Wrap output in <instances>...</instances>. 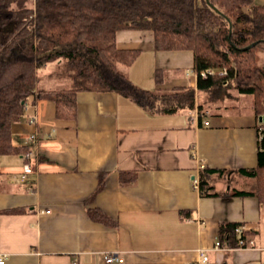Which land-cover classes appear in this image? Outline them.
I'll list each match as a JSON object with an SVG mask.
<instances>
[{
    "label": "crops",
    "instance_id": "crops-1",
    "mask_svg": "<svg viewBox=\"0 0 264 264\" xmlns=\"http://www.w3.org/2000/svg\"><path fill=\"white\" fill-rule=\"evenodd\" d=\"M116 45L140 50L125 73L141 88H196L192 51H157L148 30L119 31ZM156 71L164 83H156ZM241 101L233 111H209L203 126L196 112L151 114L113 92H78L73 119L58 118L51 99L29 103L13 143L36 158L21 152L0 159V211L27 210L0 213V257L5 264H264V203L235 195L255 191V180L239 171L258 165L261 121L252 107L238 110ZM27 165L34 173L23 182ZM203 166L223 172L213 177L222 195H201L195 180ZM121 172L137 177L123 183ZM93 211L113 225L93 219ZM224 223L243 226L248 244L217 247ZM101 253L121 261L108 263Z\"/></svg>",
    "mask_w": 264,
    "mask_h": 264
},
{
    "label": "trees",
    "instance_id": "trees-1",
    "mask_svg": "<svg viewBox=\"0 0 264 264\" xmlns=\"http://www.w3.org/2000/svg\"><path fill=\"white\" fill-rule=\"evenodd\" d=\"M27 2L0 0V159L28 151L14 145L13 126L29 103L51 99L58 118L73 119L81 91L117 93L151 114L196 112L200 126L228 97L241 101L250 95L254 115L264 117V68L258 56L264 50V5L254 0H34V9ZM128 29L151 31L157 51H192L196 88L164 91L136 85L120 67H131L140 50L116 45L117 33ZM58 62L73 69L72 89L37 91L39 70ZM209 71L213 75L202 76ZM155 81L164 83L161 71H156ZM200 93L209 94V100L200 102ZM239 172L255 180L256 187L235 195H257L264 203V151H258L257 167ZM222 173L209 166L201 169L202 196L222 195L213 185V177ZM120 177L124 183L137 174L121 172ZM91 216L113 225L103 212L93 211ZM239 226H220L222 245L237 247L246 238V232L237 234Z\"/></svg>",
    "mask_w": 264,
    "mask_h": 264
},
{
    "label": "rangeland",
    "instance_id": "rangeland-1",
    "mask_svg": "<svg viewBox=\"0 0 264 264\" xmlns=\"http://www.w3.org/2000/svg\"><path fill=\"white\" fill-rule=\"evenodd\" d=\"M34 4H35L34 0H28L27 7L34 9ZM258 56H259V65L262 68H264V50L258 51ZM142 62L144 64V66L149 65V62L146 59V57H144ZM120 70L122 72H125V68H123L122 66L120 67ZM224 71H226V70H222L221 72H224ZM73 75H74L73 69L70 66H68V64L66 62L65 63L63 62V63L50 64L47 68H44V69L39 71V87L42 89L49 88V87H52V88L72 87ZM231 94H233V93H231ZM198 95H199V101L200 102L202 100H205V101L209 100L208 99L209 94L200 93ZM235 96H237V95L235 94ZM243 98L244 99L240 102V104L238 103L237 109L242 111V112H248L251 109L252 97L250 95H246V96H243ZM235 100H233V98H231V97H228L225 100V103H219L217 105V107H220V108L214 109V111L218 110L222 113L233 111L234 109L232 107L234 106V104H237V103H235ZM263 118L264 117H262L260 119L261 120L260 124L264 122Z\"/></svg>",
    "mask_w": 264,
    "mask_h": 264
},
{
    "label": "built area",
    "instance_id": "built-area-1",
    "mask_svg": "<svg viewBox=\"0 0 264 264\" xmlns=\"http://www.w3.org/2000/svg\"><path fill=\"white\" fill-rule=\"evenodd\" d=\"M226 71L224 72H221V74H225ZM208 74H211L213 75V72L209 71L208 73H202V76L203 77H207ZM28 108V105L26 106V109ZM25 109V110H26ZM37 122V117L36 116H32L31 119H30V123H36ZM206 124V123H205ZM257 134H258V146H259V149L261 151H264V122L259 124L258 128H257ZM30 142L31 144H37L38 143V139H37V136L36 135H33L31 136L30 138ZM25 158L29 161L33 160L34 158H36V154L34 152V150L32 148H29L28 151L25 153ZM204 168V166L202 167ZM34 173V170L33 168L30 166V165H27L26 168H25V171H24V174L22 176V179L21 181L23 182H26L27 181V178H28V175L30 174H33ZM195 183L198 184V180H195ZM236 232L237 234L240 236L241 234H243L245 232V229L243 226H239L237 229H236ZM248 243L246 241V238L244 239H240L239 240V244H238V247H244L246 246ZM222 244L220 241H218L216 243V246L217 247H220ZM101 258L108 262V263H113V262H119L121 261L120 257L116 254H107V253H101ZM201 256H202V260L203 261H208V256L205 254V252H201ZM0 264H5V260L0 257Z\"/></svg>",
    "mask_w": 264,
    "mask_h": 264
},
{
    "label": "water",
    "instance_id": "water-1",
    "mask_svg": "<svg viewBox=\"0 0 264 264\" xmlns=\"http://www.w3.org/2000/svg\"><path fill=\"white\" fill-rule=\"evenodd\" d=\"M264 119V118H263Z\"/></svg>",
    "mask_w": 264,
    "mask_h": 264
}]
</instances>
